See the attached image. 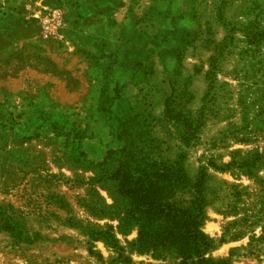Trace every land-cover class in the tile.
Here are the masks:
<instances>
[{
	"label": "rangeland",
	"instance_id": "obj_1",
	"mask_svg": "<svg viewBox=\"0 0 264 264\" xmlns=\"http://www.w3.org/2000/svg\"><path fill=\"white\" fill-rule=\"evenodd\" d=\"M201 252L264 264V0H0V264Z\"/></svg>",
	"mask_w": 264,
	"mask_h": 264
},
{
	"label": "trees",
	"instance_id": "obj_2",
	"mask_svg": "<svg viewBox=\"0 0 264 264\" xmlns=\"http://www.w3.org/2000/svg\"><path fill=\"white\" fill-rule=\"evenodd\" d=\"M175 213V212H174ZM170 220H172V225L173 227H175V229H184L185 232L187 234H189V236L194 237L195 239H199L201 238V240H203L204 245L206 246V248L208 247V239L205 237L204 233H202V231L200 229H194V225H196V223H194L193 218L189 215L188 217H186V213L184 215L181 213H176L173 214L172 216H170ZM198 250L201 249V247H197ZM205 253L201 252V254L199 255L200 260L203 264H215L213 261L207 259L204 257Z\"/></svg>",
	"mask_w": 264,
	"mask_h": 264
},
{
	"label": "crops",
	"instance_id": "obj_3",
	"mask_svg": "<svg viewBox=\"0 0 264 264\" xmlns=\"http://www.w3.org/2000/svg\"><path fill=\"white\" fill-rule=\"evenodd\" d=\"M86 27V26H85ZM87 28H88V26H87Z\"/></svg>",
	"mask_w": 264,
	"mask_h": 264
}]
</instances>
